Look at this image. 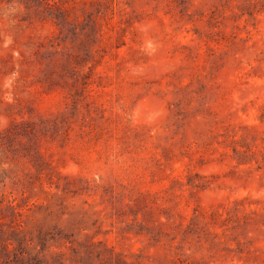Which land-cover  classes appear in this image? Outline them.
I'll use <instances>...</instances> for the list:
<instances>
[{"label": "rangeland", "instance_id": "obj_1", "mask_svg": "<svg viewBox=\"0 0 264 264\" xmlns=\"http://www.w3.org/2000/svg\"><path fill=\"white\" fill-rule=\"evenodd\" d=\"M0 264H264V0H0Z\"/></svg>", "mask_w": 264, "mask_h": 264}]
</instances>
